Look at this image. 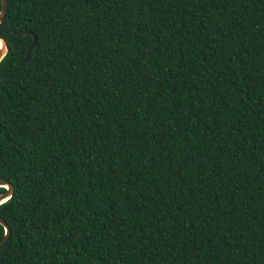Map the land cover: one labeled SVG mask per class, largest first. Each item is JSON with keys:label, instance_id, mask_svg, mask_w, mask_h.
Returning a JSON list of instances; mask_svg holds the SVG:
<instances>
[{"label": "trees", "instance_id": "trees-1", "mask_svg": "<svg viewBox=\"0 0 264 264\" xmlns=\"http://www.w3.org/2000/svg\"><path fill=\"white\" fill-rule=\"evenodd\" d=\"M0 38V264H264V0H6Z\"/></svg>", "mask_w": 264, "mask_h": 264}, {"label": "water", "instance_id": "water-1", "mask_svg": "<svg viewBox=\"0 0 264 264\" xmlns=\"http://www.w3.org/2000/svg\"><path fill=\"white\" fill-rule=\"evenodd\" d=\"M5 11H6V0H0V23L2 22V20L4 18ZM20 34H30V33L28 31L22 30L20 32L14 33V36H17ZM30 35L32 36V41L29 44V46L27 47L25 55L22 58V60L20 61V63H23L27 59L30 51L35 46V43H36L35 36H33L32 34H30ZM6 52H7L6 44H5L4 40L0 38V61L5 56ZM0 188L4 189V191L2 193H0V201H2V202H0V205H1L2 203L6 202L8 199H10L11 194H12V186L10 183L0 180ZM0 226L3 228V231H4L3 237L0 240V247H1L8 238L9 230H8V227L6 226L5 222L1 218H0ZM6 230L8 232L7 235L5 234Z\"/></svg>", "mask_w": 264, "mask_h": 264}, {"label": "snow or ice", "instance_id": "snow-or-ice-1", "mask_svg": "<svg viewBox=\"0 0 264 264\" xmlns=\"http://www.w3.org/2000/svg\"><path fill=\"white\" fill-rule=\"evenodd\" d=\"M0 202H2V201H0ZM5 234H6V235L8 234L7 230H6Z\"/></svg>", "mask_w": 264, "mask_h": 264}]
</instances>
